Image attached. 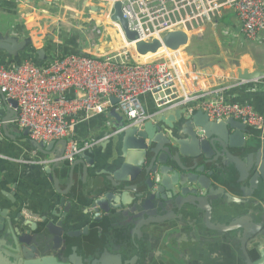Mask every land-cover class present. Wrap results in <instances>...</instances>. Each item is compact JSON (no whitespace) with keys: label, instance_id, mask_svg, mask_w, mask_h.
Here are the masks:
<instances>
[{"label":"water","instance_id":"obj_1","mask_svg":"<svg viewBox=\"0 0 264 264\" xmlns=\"http://www.w3.org/2000/svg\"><path fill=\"white\" fill-rule=\"evenodd\" d=\"M90 8L100 11L97 7ZM112 18L120 22L128 40L138 39L137 33L129 28L121 2L116 4ZM46 37L39 34L38 38L44 41ZM190 37L185 31H175L165 36L164 44L178 50L188 45ZM154 42L153 49L143 54L156 53L162 47L161 41ZM31 49L36 52L37 63L48 61L49 52L44 46L37 48L32 36L21 37L10 30H0V57L7 67L11 64L20 67ZM237 72L239 79L246 81L262 74L241 67ZM112 102L115 105L118 99L112 97ZM17 105L0 89V126L10 139L13 135L8 133V124L16 121ZM108 116L94 136L93 146L81 151L69 169L62 159L66 140L38 142L31 139L28 129L20 135L28 138L46 158L39 159L40 164L53 161L51 166H43L52 187L46 188L47 196L37 220L26 214L31 211L26 200L35 199L25 191L26 180L40 184L35 175L40 167L38 159L15 154L13 150L21 147L0 131V264H81L85 260V264H141L145 259L147 263L150 253L146 251L154 240L152 228L179 223L183 209L189 207L204 214L207 225L213 228L214 208L234 205H249L252 212L244 214V219L233 220L226 228H218L219 231L224 232L225 238L236 241L249 264H264L261 135L233 117L216 122L203 110L190 111L188 106L174 111L167 109L137 124H130L116 107ZM51 155L53 160L48 158ZM64 178L66 181L62 182ZM113 209L122 210L129 218L123 225L132 224L129 229L126 226L121 238L109 241L89 260L79 255V243L69 246L68 239L89 236L90 225L101 223L104 216L110 217ZM171 234L165 239L169 249L177 255H190L191 248H183V244L175 246L172 241L175 244L178 241L170 238ZM69 247L72 252L67 254ZM122 248L136 253L126 259L118 251ZM252 254L257 255L255 260Z\"/></svg>","mask_w":264,"mask_h":264},{"label":"built area","instance_id":"obj_2","mask_svg":"<svg viewBox=\"0 0 264 264\" xmlns=\"http://www.w3.org/2000/svg\"><path fill=\"white\" fill-rule=\"evenodd\" d=\"M68 1H84L86 6L97 7L100 11L107 8L105 19L98 23V32L102 34L103 29L114 27L122 35L123 44L104 54L55 56L40 65L31 56L20 67H7L0 60V89L7 99L17 101L16 122L21 130H29L31 139L45 143L66 140L62 159L73 164L81 151L93 146V142H80L75 137L80 113L106 115L116 107L130 124H137L167 109L174 111L189 106L191 102L195 106L188 107L190 111L203 110L213 121L233 117L252 130L264 132V114L251 102L221 97L228 87H221L215 93L187 91L182 80L184 69L168 53V50H176L164 44L169 33L182 30L191 32L192 36L202 32L207 23L217 26L223 11L231 8L236 13L238 29L224 27L226 41L234 43L241 36L264 42V0H56L63 16L79 13L64 5ZM19 2L24 3V0ZM45 2L47 0L37 4ZM118 2L122 4L130 30L137 33L138 39L128 40L120 22L112 18ZM150 39L162 42V47L151 53L157 56L162 50L161 56L144 58L147 54L135 50L138 42ZM146 94L152 96L154 112H149L142 101ZM112 97L118 99L115 105Z\"/></svg>","mask_w":264,"mask_h":264},{"label":"crops","instance_id":"obj_3","mask_svg":"<svg viewBox=\"0 0 264 264\" xmlns=\"http://www.w3.org/2000/svg\"><path fill=\"white\" fill-rule=\"evenodd\" d=\"M40 1L43 0H24V3H20L19 0H0V8L4 10L0 12V30L4 32L10 30L11 34L20 35L21 37H39V34L46 35L47 37L44 41H41L40 39V46H44L49 52L50 57L48 60H51L55 56H63L62 54L67 53L104 54L123 44L122 40L119 42L112 39H109V42L106 40L105 37L107 35L112 37L116 32L114 27L109 28L108 33L104 32V36L98 32V28L95 29V34H92L93 30L87 28V26L84 30L82 27L74 26L72 24L73 20L65 18L66 16L64 17L61 14L62 9L59 8L60 3H57L56 0H47V2L43 4H37V2ZM52 1L53 3H50ZM64 5L69 10L77 8L76 6L72 7L70 3H65ZM34 6H38V8L33 9ZM78 12L83 15V12ZM227 12L230 13L231 18L227 17ZM63 22H66L67 26L71 27H63L61 24ZM218 26L219 28H217ZM226 26L238 29L236 13L232 8L225 9L224 18L221 19V22H219L217 26L212 25L211 29L213 33L211 41L213 44L211 51H204L194 62H191L192 57L185 53V49L176 51L168 50V53L174 56V59L181 64L182 70L186 64L182 80L184 82L183 86H185L187 91L215 93V91L221 87H228L221 93V97L225 100L251 102L258 112L264 114V42L246 40L240 36L234 43H229L223 35V28ZM70 28L74 30L70 31ZM88 29L91 33H85ZM202 29V32L199 34H192V36H196L198 39L204 38L206 28L203 26ZM78 34L85 36L88 39H90L89 36H94V38L88 41H78L76 43L72 38L76 35L78 36ZM117 34L120 35V33ZM98 40H100L99 43L97 42ZM40 46L36 45L37 48ZM223 47H228V49L226 52L222 50V55L220 50L223 49ZM161 52L162 50L159 51L160 54L157 56L156 54L149 53L144 55V57H158L162 55ZM219 54L222 57H229L228 60L231 61H234L235 58L237 60L239 55L241 56V59L235 66L233 65V68L229 67V69H225V66H221L223 61L217 60ZM30 56L35 60L36 52L34 49L29 50L25 54V59ZM0 60L5 64L7 63L1 57ZM11 66L13 65L11 64L10 67ZM239 67H241L242 70H247L249 72L259 70L262 74L259 77L242 83L238 77L239 73L237 72ZM142 101L149 112L155 111L152 96L146 94L142 96ZM188 105V107L191 108L195 106V103L191 102ZM183 107L185 106L178 108ZM112 109L113 108H111L108 113H110ZM108 113L106 115L97 116H87L84 112L80 113V121L77 123L75 129V137L78 141H90L91 143H94V136L101 130L104 122L109 119ZM15 122L8 124V133L13 135L12 139L5 135L1 126L0 131L7 140H15L21 147L18 151L13 150L15 154H28L29 156L38 159L37 162H39L38 164L40 167H37L39 171L37 170L35 175L37 177V182L40 184L33 185V180H26L27 190L25 191L29 197L31 196V198L35 199L33 201L26 200V205L29 206V209L31 210L28 213L26 212V214L29 219L37 220L40 217V212L43 207L42 201L47 196L46 188L52 187L51 181L48 178L49 174L43 172V166H51L53 161L48 164H40L39 159L45 161L46 158L41 155L28 138L24 136L20 137L24 130H21L16 125L17 122ZM252 131L257 135H261L264 139V132H262V130ZM16 134H18V136H16ZM54 151L56 152V148ZM53 157V155L48 156L50 160H53ZM77 160L78 157L76 161ZM14 162H17V164L20 163L18 160H14ZM70 165L71 163L65 161V167H67V169H69ZM31 178L33 177L31 176ZM65 181L66 179L64 178L62 182ZM77 182L80 192L83 193L84 191H82V188L80 187V182ZM248 212H252V207L249 205L245 207H238L237 205L217 206L213 210L211 222L213 228H210L205 221L204 214H199L197 209L193 207L183 209L181 213L183 219H180L179 223L172 222L170 224L155 226L152 228L151 233L153 234L154 240H151V249L146 251L150 253V260L146 263L145 259L141 264H249L242 248L236 245V241L225 238L224 232H221L218 229L227 226V224L237 218L244 219V214L246 215ZM103 214L104 213H102V216L105 215ZM248 217L251 218L250 216ZM103 218L102 224L92 223L90 225L91 231L94 228L98 230V235L90 233L89 236L83 234L80 238H75L76 242L80 244L77 249L79 255L83 256V250H86V248L91 245L96 244L99 249L102 246H105L109 241L115 242V237L121 238L119 236L120 232L127 230V225H129L128 229L132 225L128 223L123 225V223L129 218H127L120 209H113L110 217L104 216ZM107 218H109V224L106 226L105 223ZM101 226L103 229L99 232ZM195 227H197V230ZM194 231L196 232V235L194 234ZM169 232H172L170 238L178 241V244H175L174 241H172L175 246L179 247L183 244V248H191L190 255L183 253L177 255L169 249L168 245L165 243L166 235ZM178 238L180 240H177ZM109 250L114 251L111 249ZM118 251H120L126 259H130L136 253H132L129 248H122ZM165 255H169L171 258H168ZM80 258L81 257L79 256L78 259ZM161 258L165 261L161 260ZM251 258L252 260H255L257 255L252 254Z\"/></svg>","mask_w":264,"mask_h":264},{"label":"rangeland","instance_id":"obj_4","mask_svg":"<svg viewBox=\"0 0 264 264\" xmlns=\"http://www.w3.org/2000/svg\"><path fill=\"white\" fill-rule=\"evenodd\" d=\"M83 2H80V1H68V3H70L72 5V7H75L76 6L77 7L76 9L78 11H80V12H83L84 15H82L81 13H76V14L68 13L66 15V17L65 16L64 17L65 18H69L70 20H73L72 24L74 26H76V27H82V29H84L87 26V28L93 30L92 31V34H95L94 32H95V29L98 28V26H97L98 23L102 22L105 19L104 11L107 8H103L102 11H99L97 13H93L92 10H91V8L89 6H86ZM61 12H63V10H61ZM228 16H229V18H231V15H230L229 12H228ZM61 24L63 25V27L64 26L65 27H71V26H67V23L66 22H63ZM105 26H112V25H106L105 24ZM204 27L206 28L205 37L204 38H201V39H198L196 36H192L189 39L188 45H186L184 47L185 53H187V55H189V56L192 57L191 62L196 61L198 59V56L201 53H203L204 51L205 52L211 51L212 44H213L212 41H211V37H212V33H213L212 32V29H211L212 28V25L209 24V23H207V24L204 25ZM109 28H111V27H107V28L103 29L102 36H104V32L105 33H108L109 32ZM217 28H219V26ZM89 29L85 33H91V32H89ZM71 30H74V29H71L70 28V31ZM117 35L118 34L115 32L114 35H112V37H109V35H107L105 38H106V40L108 42H109V39L116 40L117 42H119L121 39L118 38ZM89 37H90V39H88L85 36H82V35L78 34V36L76 35L72 39L77 43L78 41L79 42L80 41H84V40L88 41V40H91V39L94 38V36L93 37L92 36H89ZM155 40L156 39H150V40H147V41L139 42L138 44H136L135 50L138 53H140V54L146 53V52L150 51L151 49H153L152 48V45H154V43H155L154 41ZM99 41L100 40H98L97 42L99 43ZM228 47H223V49H221L220 52L222 50L224 52H226L227 49H228ZM222 55H223V53H222ZM228 58L229 57H224V56L222 57V56H220V54H219V57L217 58L218 61L219 60H222L223 61V64L221 66H225L226 67L225 69H229V67H232L233 68L236 65V63L239 62V60L241 59V56L239 55L237 57V60L235 58L234 61L228 60ZM184 70H185V66H184Z\"/></svg>","mask_w":264,"mask_h":264},{"label":"trees","instance_id":"obj_5","mask_svg":"<svg viewBox=\"0 0 264 264\" xmlns=\"http://www.w3.org/2000/svg\"><path fill=\"white\" fill-rule=\"evenodd\" d=\"M227 10V9H226ZM224 12H225V10H224ZM224 12H223V17L221 16V17H219L218 18V21L219 22H221V19H223L224 18ZM227 17H229L228 16V12H227ZM225 21V20H224ZM228 23V22H227ZM118 36V38H122L121 37V35H117ZM68 54V53H67ZM63 56L64 55H66V54H62ZM35 62L37 63V61H36V58H35ZM45 63V62H44ZM44 63H41V64H44ZM217 63V62H216ZM37 64H39V63H37ZM219 64V63H218ZM40 65V64H39ZM103 222H101V224H102ZM106 226L109 224V218H107L106 219ZM102 229H103V227L101 226V228L99 229V232H101L102 231ZM91 234H93V235H98V230L97 229H93L92 231H91ZM97 251H98V246L96 245V244H94V245H91V246H89V247H87L86 248V250H83V256L87 259V260H89L90 258H92L94 255H95V253H97ZM72 252V250H71V247H69L68 248V251H67V254H70ZM81 259L82 258H80V261H81ZM86 263V260H85V262L83 261V262H81V264H85Z\"/></svg>","mask_w":264,"mask_h":264},{"label":"bare ground","instance_id":"obj_6","mask_svg":"<svg viewBox=\"0 0 264 264\" xmlns=\"http://www.w3.org/2000/svg\"><path fill=\"white\" fill-rule=\"evenodd\" d=\"M92 12H93V13H97L96 11H92ZM188 34L191 35L190 32H188ZM120 35H121V34H120ZM121 37H122V35H121ZM33 40H34V42H35L36 45L40 46V43H38V42L40 41V38H38V37H33ZM180 49L182 50V49H184V47H181ZM180 49H178V50H180ZM150 54H151V53H150ZM144 58H145V57H144Z\"/></svg>","mask_w":264,"mask_h":264},{"label":"flooded vegetation","instance_id":"obj_7","mask_svg":"<svg viewBox=\"0 0 264 264\" xmlns=\"http://www.w3.org/2000/svg\"><path fill=\"white\" fill-rule=\"evenodd\" d=\"M75 161H76V160H75ZM121 230H122V228H121ZM122 233H125V231L123 230V231L120 232V235H119L120 237H121V234H122ZM74 242H76V239H68V244H69V246H70L72 243H74ZM97 252L99 253V252H101V250L98 249ZM58 257H59V256H58ZM71 261H72V259H71ZM72 262H73V261H72Z\"/></svg>","mask_w":264,"mask_h":264}]
</instances>
